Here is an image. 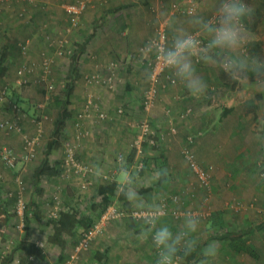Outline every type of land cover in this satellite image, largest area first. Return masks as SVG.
<instances>
[{
  "label": "rangeland",
  "instance_id": "374dc122",
  "mask_svg": "<svg viewBox=\"0 0 264 264\" xmlns=\"http://www.w3.org/2000/svg\"><path fill=\"white\" fill-rule=\"evenodd\" d=\"M78 1H83L85 7L79 14L77 25L68 30L70 19L66 6ZM205 1L207 0H6V2L0 0V8L6 10L4 13L8 14L9 20V22L4 21L0 25V32L2 34L4 33L3 35H7V37L1 35L2 41H0V46L8 37H13L14 30L26 28L33 32L31 34L28 33L29 35L25 37L16 38L15 43L27 37L33 44H37V41L41 44L44 42L45 45L53 50L51 42L62 37L67 42V52L63 55L69 58L70 51L72 50L71 46L82 44V41H80L82 38L86 39L91 37L96 31L99 32L101 30L99 25L104 15L106 19L105 22L109 24L118 22L114 20L115 16L118 17L121 13L127 14L131 12L138 14L137 17H139L137 19L132 18L129 21L134 29H137L138 26L141 28L142 23H144V26L140 29L142 33L138 31L141 34L139 35L141 37V43L139 45L141 50L148 40L154 38L156 28L159 25H165L164 27L167 30L166 19L159 16L161 11L166 12L167 18L177 21L178 23H184V21L190 19L185 8L190 4L196 5V2L201 4ZM218 2L219 0L216 1L212 9L208 13H205L204 16L211 15ZM243 2L249 5L254 13L250 21H244L245 28L248 31V43L245 45V52L253 59L258 58L264 60V0H243ZM19 12L22 14L20 15ZM143 13L147 14V16L146 20L142 21L140 15ZM27 15H30L29 22L26 20ZM101 15H103V17ZM173 15H179V17L174 18ZM147 17H150V19L147 20ZM0 21H2L1 18ZM7 23L8 25L4 27ZM121 27L122 26H118V28ZM184 27L187 28L186 25ZM37 30L39 32L43 31V37L34 35V32ZM190 31L195 32V29L193 28ZM120 32L121 35L119 34L118 36V34H114L115 37L118 36L117 39L121 37L127 39V35L125 36L123 34V30H120ZM44 35H47V37H44ZM167 36L170 40L171 34ZM117 39H115L117 43L121 42ZM136 47L139 50V47ZM241 51L243 52L244 50L242 49ZM115 56V60H111L115 63L112 69L114 70L112 78L115 76V83H117V85L113 87V90L115 87L117 88L119 83H123L124 80H122V78L126 76L125 73L128 71L130 72L133 68L131 62H124L121 57ZM149 64L154 67V55L149 58ZM121 65H123V68ZM197 65L201 67L205 66L208 71H212L213 76H211V78L215 88L211 95L207 93L209 98L203 101L204 104L202 106H199L198 103V107H194L193 104H196V102H189L180 105L178 110L180 113L182 107H190L191 109L188 116H184L183 119L179 117V119L180 121L183 120L181 122L186 128L187 126H194L195 129L191 131L196 133V135L198 134V136L194 135L195 143H197L196 146L198 145L196 151L194 149L195 154L193 153L195 161L202 166L208 164L212 165L208 187L199 184L195 173L191 171L186 159L182 157L183 147H181V153L180 149H178L179 153H177L173 162H164L163 151L165 147V133L160 132L158 128L153 125L152 116L150 114V110L153 106L146 111L138 102L139 106L137 112L131 113L125 110L126 112L121 113L119 117L117 108L120 104L117 105L113 102L117 100L121 101L122 98L115 101H111L110 99L107 102L109 104L108 109L101 106V101L99 99L97 101L95 100V104L98 108L106 112V117L101 119L92 116L83 119V128L87 130L88 133L77 138L75 135L77 132L75 125V106L69 108L70 105L68 104L70 116L64 121L59 135H55V122L60 117L59 105L62 101L61 95L64 83L66 82V76L59 77L61 76L59 71L57 81H53V89H49L45 87V85L35 82V73H33V80L28 77V81L22 84L16 83L15 77H13V82H10L7 76L8 80L5 79L9 89L7 96L8 99L17 106L14 108L15 116L11 112L14 117H12L10 113H2L4 118L0 117V120H15L17 116H19L18 118L22 116V119L15 121L23 127L22 124L24 119L34 124L33 118H39L42 115H45V117L43 118V129L36 146L34 157L28 160L18 159L15 161L14 166H9L4 163L0 154V200L6 203L7 213L9 214L7 217L9 223L5 230L0 232V261L8 254H11L12 258L9 264H22V258L26 259L24 264H66L71 254L74 253L75 245L81 238L84 228L78 227L71 235L64 234V242L59 245L48 240V235L52 231L50 219L57 217L60 209L67 208L79 217L92 215L95 221H97L101 213L98 214L97 210L95 211L92 206L94 203L100 202V195L97 193L96 188L102 182L116 180L115 174L118 172L117 157L119 155H124L131 166H137L139 161L143 162L144 170L140 173L138 185L141 187L150 186L153 188L140 195L149 202L157 197L163 201L166 209V215L163 220L173 221L182 225L185 212H194V214L201 218L199 229L197 233L194 234L197 240H207L210 238L211 241H218L219 246L222 247L223 244L228 245V243H230L229 241H221L220 237L222 234L226 233L227 230L237 234L245 223L253 222V224H255L262 220L264 217V179H257L256 175L261 171L260 169L262 166L264 168V164L258 159V157L264 154V105H257L255 102L264 99V93H258L253 85L244 81L233 80L230 84L225 83L217 78V76L220 77V72L222 70H218L214 66L203 63ZM114 67H116V69H114ZM51 75L52 74H50V76ZM169 76L170 73L167 71H160L158 82L156 83L157 92L159 84L165 83V87H167L168 84L166 81L169 79ZM3 79L4 78L0 79V84L3 82ZM249 82H254V77L251 75L249 77ZM38 88L40 89L35 92V89ZM116 88L114 97H119L120 93ZM33 91L37 96L33 94ZM21 93L26 95V100L21 97ZM188 96L191 97L190 95ZM22 102L29 105L28 108H23ZM163 105L166 106L164 109L165 112L171 114V105L166 103ZM76 106L77 108L79 107V105ZM174 106L176 107L177 105ZM225 107H233V110L221 117V111ZM29 109H32V113L30 111L28 113L26 112ZM5 110L6 109H2V111ZM200 112H203L204 121L200 123L197 129L198 124H196L197 121L194 120V117L199 115ZM144 118L149 119L151 129L153 130L149 139H153L154 142H149L148 139L144 140L142 152L137 156L131 143L138 132L139 123ZM173 121L175 123L174 118ZM106 123L110 124V126L113 125L115 130L119 129L117 126L122 127L123 125L130 128L129 131L127 130L129 134L124 140L129 150L114 149L112 156L109 157L111 161L109 164L112 165V169L101 171L102 173L100 172V176H96L93 166L96 164V166H98V163L84 161L86 159L84 158L83 160V158H81L79 151L85 142H88L89 139H93V133L98 134L96 130L103 129V125H106ZM173 125L177 128L179 123ZM91 127L93 130L92 133H90ZM134 127L135 133H132L131 130L132 128L134 129ZM178 127L180 129L184 128L183 125ZM213 130L215 131L213 132ZM22 131L28 135H34L36 132L35 130L27 131L26 127L22 129ZM16 132L20 134L19 139L23 144L22 133L19 131ZM8 133L10 132L0 129L1 135ZM106 133L107 132L104 131L98 135H101L102 139L106 141L107 136H103ZM190 137L192 138V136ZM212 137H214L213 142L217 148L216 151L220 154L219 158H222L220 160L210 156L207 152L208 149L205 147L212 143ZM184 138L185 137H183L182 140H184ZM203 139H207L209 144L203 145ZM66 141H72L76 144V158L80 163L91 167L93 172L87 176L85 187H82V182L85 177L82 175L79 176L74 172L67 173L66 175L61 170L57 176L43 177L39 181L43 191L42 194L39 195L33 187V165L37 163L38 160L41 161L45 152L48 150V145H50L48 154L50 161L60 165L65 155L64 143ZM199 142L200 144H198ZM192 143L193 141L189 142L190 147ZM4 147L12 149L18 157L22 151L19 152V150H16L7 141L0 140V151ZM236 151L242 152L241 159L243 161L232 158ZM28 166L31 167V170ZM158 168H167L169 171L168 182L163 186L156 185L151 179L152 172ZM104 175H106L107 178H105ZM2 182H4V187ZM20 184L23 187L21 189V195L24 201V207L19 211L17 207V194ZM42 184L44 186H42ZM171 195H177L178 198L175 201H171L169 199ZM111 203L126 212H130L132 209L142 210L146 207L145 203L135 205L116 197ZM236 206L239 208L236 209ZM26 208H28V215L30 217V240L42 247L44 252L43 258H39L36 255H29L26 250L18 247V243L23 236L22 218L23 211ZM174 211L179 213L178 217L173 215ZM201 213L207 214L208 216L203 219ZM122 220L124 221L123 218H118L110 223L117 224L121 222L122 224ZM134 220L140 223V219ZM118 227H120V223H118ZM255 230L256 231L252 233L251 236L243 235L240 240H237L232 245L240 243V245L244 246L243 251L248 250V252L251 253L260 251L263 253L260 258H258L260 260L264 257V229ZM105 231L106 230H104L103 234L96 235L91 239L87 249H82L78 251V253H75L73 264H82V261L85 260L86 257L87 261L89 260V264L93 263L92 258L98 254L93 246V241L101 237L104 238ZM113 233L118 234L119 229L116 227ZM247 238H249V240L251 239L248 243H246ZM214 264H220V262H214Z\"/></svg>",
  "mask_w": 264,
  "mask_h": 264
},
{
  "label": "crops",
  "instance_id": "0c3cea01",
  "mask_svg": "<svg viewBox=\"0 0 264 264\" xmlns=\"http://www.w3.org/2000/svg\"><path fill=\"white\" fill-rule=\"evenodd\" d=\"M1 1L6 2V0H1ZM216 1L217 0H207L201 4L196 2L198 13L201 15H205V13H208L212 9V7L215 5ZM0 11H1L0 18L2 20L0 21V25L4 21L9 22L8 14L4 13L6 12V10L0 8ZM109 13H115V12H109ZM19 14L21 15L22 13L19 12ZM179 15H175V16L173 15V16L174 18H178ZM101 16L103 17V15ZM137 16L138 14H134L131 12H128L127 14L121 13L120 16L114 17L115 18L114 20L118 22L108 24L105 22L106 19L104 15L103 20L99 25L101 27V30L99 32L96 31V33L92 35L91 37H88L86 39L82 38L80 40L83 43V49L78 58L79 77L75 80V86H74V89L71 95L69 108L71 106H75L74 109L76 110V112L80 110L81 105L83 106L85 104L86 97L89 94H92L95 97L96 101L99 99L101 101V106L102 107L104 106L105 109L109 108V104L107 102L110 99L111 101H115L119 98H122L121 101L117 100L116 102H113V103L114 104L116 103L117 105L120 104L119 107L120 106L124 107L125 110L131 113H135L138 111L139 103L142 106V103H141V101L143 100L142 97H144L145 90L149 85V82H146L144 80L142 76V72L145 68L149 67L150 64H149V58L143 56V59H142V56L140 55V52H139L140 51L139 45L141 43L140 41L141 37L139 36L141 35L140 29L144 26V23H142L141 28L138 26L137 29H134L129 22L132 18H136V19L139 18ZM146 16L147 14L145 13L140 15V18H142V21L146 20ZM149 19L150 17H147V20ZM26 20L28 22L30 21V15L26 16ZM175 22L178 25L179 24H182L183 26L186 25L188 30L193 29V27L188 24V21H184V23H178L177 21ZM7 25L8 23L5 24L4 27H6ZM118 26H122V27L118 28ZM120 30H123V34L125 36L127 35V39H123V37H121L120 39H117L119 34L121 35ZM14 31L15 32H13L14 34L13 37H8L7 40H4L3 43L1 44V46L8 45V47L9 48L11 47L13 50H11L12 53L9 55L8 60L6 61L7 71L4 74L3 82H1L0 84V90L7 83L5 79L8 80V77H9V81L13 82L14 80L13 77H15L16 69L23 62L26 64L34 65L35 75H36L39 71V65H40L41 59L44 56H48L53 60L51 64V74H52L51 79L53 81H57L59 71L61 73V76L59 77L66 76L69 66H70V59L66 55H59L56 53L54 45H53L54 44L53 41L51 42L53 46V50H51L47 45H45L44 42H42L41 44L38 41L37 42L35 41L37 44H33L32 41H30V39L27 37L26 39H23V40L20 39L17 41V43H15L16 38L25 37L31 34L33 31L28 30L26 28H22L20 30H14ZM42 32H39L37 30L34 32V35L35 36L39 35L40 37H43ZM3 34L0 32V41H2L1 35ZM114 34H118V36L115 37ZM3 36L7 37V35H3ZM44 37H47V35H44ZM115 39L120 40L121 42L117 43ZM21 43L27 44V48L25 49V51H23L22 48L20 47ZM136 46L139 47V50ZM71 48L73 47L71 46ZM78 48H81V46L76 47L77 50ZM131 51L135 53H132ZM115 55H117L118 57H121L122 61L124 62H131L132 67H133L130 72L128 71L125 73L126 76L122 78V80H124L123 83H119L117 88L115 87L116 89H118V92L120 93L119 97H114L115 88L113 90V87L117 85V83H115V80H116L115 76L112 78L113 86L105 85L99 81L89 82L86 79V76H89L91 74H97L100 78H105L109 74L114 72V70H112L113 68L110 67V64L111 62H113L111 60H115L114 59V57H116ZM135 55H138V56H135ZM121 67L123 68V65H121ZM114 69H116V67H114ZM196 69H197V73L201 75L204 78L205 82L208 84L207 93L211 95L215 88L212 78H211V76H213L212 71H208L207 67L205 66L201 67L200 65H196ZM32 74L28 75V77H30V79L33 80L34 74L33 75ZM217 78L220 79L219 76H217ZM166 82L168 84L167 87H165V83L159 84L158 86L159 89L155 97L154 104L152 105L153 107L150 110L151 111L150 114L152 116L153 125H155L160 132L165 133V140H164L165 147L163 151V154H164L163 159H164V162L166 161L167 163L169 162L171 163L173 162L174 158L177 156V153H179L178 149H180V153H181V147H184L186 144L189 146L190 136H192V138L190 137L191 138L190 142L193 141L194 144L192 143L191 147L190 146L189 147L191 151H193L194 154H195L194 149L196 151L198 147V145L196 146L197 143H195V140H194V137L198 136V134L196 135V133H193L191 131L192 129H195L194 126L193 127L187 126L186 128V126L181 122L183 120L180 121L179 119V117H182L181 119H183L184 116L185 117L188 116L191 109L190 107H182L179 113L178 107L180 105H184L189 102H192V103L196 102V104H193L194 107H198L197 105L198 103H199V106H202L204 104L203 101L206 98H209V95H206L205 97H201L198 99L197 98L194 99L188 96L189 94L187 93V91L179 83L173 85L168 80ZM39 89L40 88L35 89V92ZM6 92L7 93H5V97L3 98V100H0V117H3L2 113L3 114L10 113V115L14 117L15 116L14 114L15 104L8 99V96H7L9 92L8 86H7ZM35 92L33 91L34 95H36ZM21 97L26 100V95H24L23 93H21ZM164 103L171 105L172 115L165 112L164 109L166 106L163 105ZM76 105H79L78 108L80 109H78ZM174 105H177V106L175 107ZM16 106L17 105H15V107ZM22 106L23 108H28L29 105H27L25 102H22ZM2 109H6V110L2 111ZM187 109L189 110L188 114L183 115V113ZM31 110L29 109L26 112L28 113L30 111L32 113ZM11 112L13 113L14 116L12 115ZM118 116L120 117L121 114L118 113ZM18 117L19 116H17L16 119L15 118H12V119L20 120L23 118L22 116L20 118ZM203 117H204L203 112H200L199 115H196V117H194V120L197 121L196 124H198L197 129L199 128L200 123L204 121ZM173 118L175 120V123L177 124L179 123V125H177V128L175 125H173L175 124L173 121ZM22 125L23 127L24 126L26 127L27 131L35 130L34 124L33 123L31 124V122H29L28 120L24 119ZM180 125H183L184 128L180 129L178 127ZM23 127L22 129L25 128ZM117 128L119 129L115 130L113 125L110 126V124L106 123V125H103V129H98L96 130V132H98V134L104 131L107 132L106 134L103 135L105 137L107 136V140L104 141L101 135L93 133V139L92 140L89 139L88 142H85L79 151L81 158H83V160L84 158L86 159L84 161H87V162L90 161V163H94V162L98 163L100 172L112 169L111 167L112 165L109 164V162H111L109 160V157L112 156L114 149L129 150L128 145H125L124 140L126 136H128L129 134L128 131L130 128L127 127L126 125H123L122 127L117 126ZM131 131L132 133L133 132L135 133V127L134 129L132 128ZM214 131L215 130H213V132ZM92 132L93 130L91 127L90 133ZM5 135L0 134V140L7 141L11 146H13L16 150H19L20 152L23 147L22 141H20L19 139L20 134L17 133L16 131H11L10 133L5 134ZM183 137H185L184 140H182ZM213 140H214V137H212V143L209 144L207 142V139H203L202 144L203 145L209 144L205 146L208 149L207 150L208 154H210V156H212L214 159L218 158L220 160L222 158H219L220 154H218V152L216 151L217 148L215 147V143L213 142ZM198 144H200V142ZM235 146L239 147L238 145H235ZM241 155H242V152L240 153V151H236L232 158L239 160V161H243L241 159L242 157ZM39 164H40V160H38L37 163L33 165L34 170L39 166ZM28 168H30L31 170L30 166H28ZM115 179L117 181L119 179L118 172L117 174H115ZM2 184L4 187V182H2ZM42 186L44 185L42 184ZM138 187H141V186L138 185ZM143 193L144 192H141L140 194H143ZM164 222L168 223L173 231H176L177 229L181 227V224H177L176 222H173V221H168L164 219ZM8 223L9 221L7 220V217H5L4 212L0 210V232L5 230ZM111 223H108V225L106 226V229H105L106 233H105L104 238L101 237L93 241V244H94L93 246L97 250L98 254L94 258H92L93 260L92 264H155V256H156L155 250L151 244L150 239L143 240L142 235H141V229H142L141 223L137 222L135 224V228L129 227L124 221L122 224L121 222H118L120 223V227H118V223L117 224H111ZM116 227L119 229L118 234L113 233ZM245 235L251 236L252 234L246 233ZM222 240L223 239H221V241ZM202 241H205V240L204 239L197 240V244L201 243ZM210 241L211 239H207L205 241L204 247ZM227 241L230 242V240H227ZM250 241L251 239L250 240L249 238L246 239V243ZM233 242L234 241L230 243H233ZM230 243H228V245L223 244L222 247L219 246V255L215 258L214 262H220V264H264V257L261 258L260 260L258 259L260 258L261 254H263L260 251L256 253L248 252V250L243 251L244 246L240 245V243H237L235 245H230ZM255 250H258V249H255ZM82 264H89V260L87 261V257L85 258V260L82 261Z\"/></svg>",
  "mask_w": 264,
  "mask_h": 264
},
{
  "label": "clouds",
  "instance_id": "9594fccd",
  "mask_svg": "<svg viewBox=\"0 0 264 264\" xmlns=\"http://www.w3.org/2000/svg\"><path fill=\"white\" fill-rule=\"evenodd\" d=\"M252 14L253 9L243 0H219L209 16L199 14L197 6L192 5L187 9V15L190 17L188 24L195 29L193 32L167 18L166 12L161 11L159 16L166 19L171 38L169 40L165 35L164 43L159 38L148 40L140 50L141 55L148 58L154 55L161 72L170 73L172 84L179 83L193 98L204 97L208 91V84L197 73L196 65L200 63L214 66L227 73L232 80L247 82L258 93H264V60L253 59L245 52L248 31L244 21H250ZM155 75L157 73L152 65L142 72L146 82H150ZM250 75L254 77L253 83L249 82ZM255 103L264 105V99ZM258 159L264 164V154ZM93 167L94 174L100 176L99 167ZM143 169L142 164L131 166L124 155L118 156L117 192L131 204H146L140 217L141 235L143 240H151L156 253L155 264H182L197 247L194 234L199 229L201 218L192 212H185L181 227L173 231L163 220L166 215L163 201L157 197L149 202L140 195L138 181ZM168 177L167 168L155 169L151 174L152 182L160 186L168 182ZM256 178L264 179V168ZM218 255L219 242L210 241L200 252L196 264H214Z\"/></svg>",
  "mask_w": 264,
  "mask_h": 264
},
{
  "label": "built area",
  "instance_id": "2783aa9c",
  "mask_svg": "<svg viewBox=\"0 0 264 264\" xmlns=\"http://www.w3.org/2000/svg\"><path fill=\"white\" fill-rule=\"evenodd\" d=\"M193 4L188 5V7H186V11L187 9L192 6ZM85 7V3L83 1H78L74 4H69L66 6V10L67 13L69 15V19H70V25L68 26V30L71 29V27H74L77 25L78 22V17L79 14L83 11ZM165 26V25H164ZM163 25H159L156 28V32L154 35L153 39H157L159 38L161 43H164V39L163 37L166 35L165 32V27ZM53 45L55 48V51L57 54L59 55H63L65 54L66 51V46H67V42L65 39L58 38L55 40V42L53 41ZM21 48L23 51H25V49L27 48V44L26 43H21ZM51 64H52V59L48 56H44L41 59L40 65H39V71L36 74L35 77V82L39 83V84H43L45 85V87L49 88V89H53L54 87V82L51 79ZM113 65H115V63L111 62L110 67L113 68ZM155 72L157 73V75L154 76V78L150 81V84L148 86V88L146 89L145 93H144V97L142 100L143 103V108L148 111L152 105L154 104V100L156 97V92H157V85L156 83L158 82V75L160 73V67H159V63L156 60L155 57ZM35 73V67L32 64H26L23 63L21 66H19L16 69V74H15V82L18 84H22L26 81H28V75ZM112 74H109L107 77L105 78H100L97 74H91L89 76H86V79L89 82H93V81H99L105 85L108 86H112ZM168 81L170 83L171 79L169 78ZM6 89H7V85L5 84V86L0 90V100H3V98L5 97V93H6ZM15 108V105H14ZM117 112L119 114L123 113V108L120 106L117 108ZM189 112V110L187 109L183 115H187ZM96 117V118H105L106 117V112H104L103 110H100L98 108V106L95 104V97L92 94H89L86 97V101L85 104L81 107L80 110L77 111L76 113V137H80L81 135H86L88 133L87 130H85L83 128L82 122L83 119H86L88 117ZM45 117V115H42L41 117H37V118H33V122L35 124V134L34 135H28L26 133H24L22 131V127L14 120H0V129L6 131V132H11V131H19L22 133V138H23V147H22V151L18 157V155H16V153H14V151L10 148L4 147L1 151V158L4 161L5 164L9 165V166H14L15 161L18 159H23V160H28L32 157H34L35 153H36V146L37 143L39 142V138L40 135L42 133V129H43V118ZM153 130L151 129L150 126V122L148 118H144L143 120H141V122L139 123V129L138 132L136 133L135 137L132 140L131 146L135 149L136 151V155H140V153L142 152V146H143V142L144 140L148 139L149 142H154L153 139H149V137H151ZM189 139L191 140V138L189 137ZM189 140V142H190ZM75 147L76 144L72 141L68 142L66 141L64 143V148H65V155L63 157L62 163H61V167H62V171L67 175V173L70 172H74L77 173V175L79 176H84L85 179L82 182V187L86 186V180H87V176L93 172V169L85 164H82L79 162V160L76 158L75 156ZM182 153L190 167V169L195 173L197 179L199 180V184L205 187L209 186V181H210V173L212 170V165L208 164L206 166H202L199 165L195 159H194V155L190 149V147L186 144L183 148H182ZM120 156V155H119ZM142 164V161H139L137 163V166ZM105 178H107L106 175H104ZM21 182V181H20ZM22 185L20 184V188L18 190V194H17V207L18 210L20 211L23 207H24V201L22 199ZM174 199L176 200V197H174ZM236 209H238L239 207L236 206ZM143 210V209H142ZM142 210H138V209H132L130 212H126L122 209H119L118 207H116L113 204H110L108 206H106V208L101 212V215L99 217V219L97 221H95L91 226H89L88 228L83 230V234L81 236V238L79 239V241L77 242V244L75 245L74 248V253L71 254L70 258L66 261V264H73V260L75 258V253H78V251L82 250V249H87L91 239H93L96 235H100L104 233L105 230V226H107L108 223H110L113 220L116 219H121L124 218L125 216H131L134 219H140V217L143 215V211ZM180 212V211H179ZM194 213V212H193ZM175 215H179V213L177 211H174ZM181 214V212H180ZM205 216L206 214L201 213V216Z\"/></svg>",
  "mask_w": 264,
  "mask_h": 264
},
{
  "label": "trees",
  "instance_id": "16d2710c",
  "mask_svg": "<svg viewBox=\"0 0 264 264\" xmlns=\"http://www.w3.org/2000/svg\"><path fill=\"white\" fill-rule=\"evenodd\" d=\"M252 15H254V13ZM165 32H166V35L170 34L169 31L166 29H165ZM75 46L76 47L81 46V48H78L77 50ZM72 47L73 48L70 51V57H69L70 66L66 74V79H65L66 82L64 83V87L62 89V95H61L62 101H61V104L59 105L60 117L55 122V129H54L55 135H59L60 130L62 129V126L64 125V121L67 119V117L70 116L68 104L70 103V98H71V95H72V92L75 86V80L79 77L78 58L83 49V43L80 45H74ZM11 50L13 49L11 47L9 48L8 45H2L0 47V79L4 77V74L7 71L6 61L8 60L9 55L12 53ZM219 78L225 83H229V84L233 81L227 75V73L223 71L220 72ZM142 106H143V103H142ZM122 108H123V113H124L125 108L124 107ZM232 110H233V107H225L221 111L220 116L221 117L225 116ZM76 113H75V116H76ZM49 146L50 145L47 146L48 150L45 152L43 158L40 161L39 166L34 170V173H33L34 175L33 187H34V190L39 195L42 194V191H43V188L39 184L40 179L43 177L46 178V177L57 176L59 172L62 170L61 164L58 165L56 162H51L49 160V157H48ZM138 188H139V192L141 193V192L150 190L152 187L146 186V187H138ZM96 191L100 195V202L94 203L92 206L95 209V211L97 210L98 214L101 213L106 208V206L114 200L115 197L122 199L123 201H126L125 198L123 196H120L117 192V180H107L105 182L100 183L97 186ZM174 197H176V199L178 198L177 195H171L169 199L171 201H175ZM0 210L4 212L5 217H8L9 214L6 213L7 211L6 203L2 200H0ZM173 215L175 217L179 216V215H175L174 213ZM207 216H208L207 214L205 216L203 215L202 218L205 219ZM123 219H124V222L129 227H132V228H135V224L138 222L129 216ZM22 220H23V236L18 243V247L26 250L29 255H36L39 258H43L44 252H43L42 247L36 245L34 242L30 240V217L28 215V208H26L23 211ZM50 222L52 224V231L48 235V240L52 243L61 245L64 242V237H63L64 234L71 235L75 232V230L78 227H83L84 229H86L95 222V219H94V216L92 215L79 217L70 209L62 208L58 211L57 217L50 219ZM255 229H264V217L262 218V220L256 222L255 224H253V222L245 223L240 228L239 232H237V234H235L233 231L227 230V232L222 234L220 237L221 239H223L222 241H225V240L226 241L230 240V242L234 241L233 243H230V245H232L237 240H240L243 237V235H245L246 233L248 234L254 233L256 231ZM205 241L198 243L193 254L190 257L186 258L182 262V264H196V262L200 258V252L202 251L204 247ZM11 258H12V255L8 254L6 257L3 258V260L0 261V264H9V262L11 261ZM24 261H26V259L22 258V264H24Z\"/></svg>",
  "mask_w": 264,
  "mask_h": 264
},
{
  "label": "bare ground",
  "instance_id": "6f19581e",
  "mask_svg": "<svg viewBox=\"0 0 264 264\" xmlns=\"http://www.w3.org/2000/svg\"><path fill=\"white\" fill-rule=\"evenodd\" d=\"M110 204H112V203H110ZM110 204H108V205H110ZM108 205H107V206H108Z\"/></svg>",
  "mask_w": 264,
  "mask_h": 264
}]
</instances>
